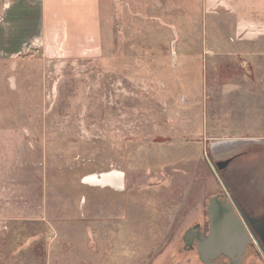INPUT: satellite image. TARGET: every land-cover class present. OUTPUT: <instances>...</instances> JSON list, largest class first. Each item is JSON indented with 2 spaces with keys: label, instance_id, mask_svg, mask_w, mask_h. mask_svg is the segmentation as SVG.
Returning <instances> with one entry per match:
<instances>
[{
  "label": "rangeland",
  "instance_id": "1",
  "mask_svg": "<svg viewBox=\"0 0 264 264\" xmlns=\"http://www.w3.org/2000/svg\"><path fill=\"white\" fill-rule=\"evenodd\" d=\"M212 6L107 0L72 56L37 46L40 0H0V264H202L219 165L264 166V40Z\"/></svg>",
  "mask_w": 264,
  "mask_h": 264
},
{
  "label": "crops",
  "instance_id": "2",
  "mask_svg": "<svg viewBox=\"0 0 264 264\" xmlns=\"http://www.w3.org/2000/svg\"><path fill=\"white\" fill-rule=\"evenodd\" d=\"M106 2L107 0L104 2L102 0H40V31L35 38V41L38 42L37 46L45 47L54 52H70L72 56H79L83 52L96 50L101 42V16L103 5ZM198 2L200 7L205 8L219 5L226 10H240L243 17H241L243 22L240 23V26L248 28L244 30L242 37L243 43H247L248 55H254L260 51L262 47L259 43L264 40V19L260 17L259 13L253 14V11H264V0H198ZM252 43L258 44L253 45ZM255 46L257 51L253 50ZM249 164L251 163H248V167L241 166V173L236 172L239 175L231 173V183H236L240 188L242 183H246V179H244L246 175L255 176V172L258 170L254 171V164ZM228 170L231 172L232 169L229 167ZM122 181L123 177L119 174H108L107 179H105L109 187L117 188L118 186V189H122L120 187V184L123 186ZM240 192L242 193V191ZM208 206L206 215L209 219ZM129 215L134 218V211H130ZM187 229L184 230L183 234Z\"/></svg>",
  "mask_w": 264,
  "mask_h": 264
},
{
  "label": "flooded vegetation",
  "instance_id": "3",
  "mask_svg": "<svg viewBox=\"0 0 264 264\" xmlns=\"http://www.w3.org/2000/svg\"><path fill=\"white\" fill-rule=\"evenodd\" d=\"M237 157L231 158L226 171ZM255 176L245 178L246 183L238 187L231 183L229 170L226 173L223 192L217 194L219 200L231 204L249 235L246 250L241 257L234 258L221 254L216 258L207 259L210 264H264V166L256 168ZM235 181V180H233ZM242 191V193L240 192ZM214 196V197H215ZM246 199V200H244ZM210 220L203 224H196L187 229L182 236L183 250L196 252L202 264H208L201 259L198 246L199 238L206 239L210 235Z\"/></svg>",
  "mask_w": 264,
  "mask_h": 264
},
{
  "label": "water",
  "instance_id": "4",
  "mask_svg": "<svg viewBox=\"0 0 264 264\" xmlns=\"http://www.w3.org/2000/svg\"><path fill=\"white\" fill-rule=\"evenodd\" d=\"M231 159L220 164L225 168ZM208 216L211 225L210 235L206 239L199 238L198 252L202 260L210 264L207 259L216 258L221 254L236 257L243 254L249 241L245 226L234 213L233 206L219 200L217 196L209 200Z\"/></svg>",
  "mask_w": 264,
  "mask_h": 264
}]
</instances>
